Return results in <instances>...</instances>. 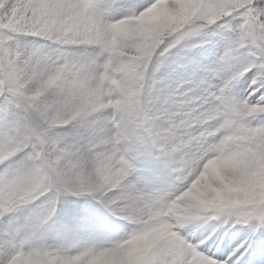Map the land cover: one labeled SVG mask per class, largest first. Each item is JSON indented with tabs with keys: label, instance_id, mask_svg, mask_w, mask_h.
I'll list each match as a JSON object with an SVG mask.
<instances>
[{
	"label": "snow or ice",
	"instance_id": "1",
	"mask_svg": "<svg viewBox=\"0 0 264 264\" xmlns=\"http://www.w3.org/2000/svg\"><path fill=\"white\" fill-rule=\"evenodd\" d=\"M0 264H264V0H0Z\"/></svg>",
	"mask_w": 264,
	"mask_h": 264
}]
</instances>
